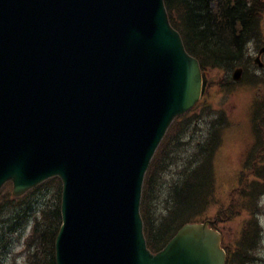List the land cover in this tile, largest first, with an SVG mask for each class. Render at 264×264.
<instances>
[{
  "label": "water",
  "instance_id": "1",
  "mask_svg": "<svg viewBox=\"0 0 264 264\" xmlns=\"http://www.w3.org/2000/svg\"><path fill=\"white\" fill-rule=\"evenodd\" d=\"M202 91L164 0H0V188L60 179L56 264H225L210 219L152 252L139 211L156 148Z\"/></svg>",
  "mask_w": 264,
  "mask_h": 264
},
{
  "label": "trees",
  "instance_id": "2",
  "mask_svg": "<svg viewBox=\"0 0 264 264\" xmlns=\"http://www.w3.org/2000/svg\"><path fill=\"white\" fill-rule=\"evenodd\" d=\"M164 4L171 24L181 34L185 48L199 60L205 83L204 90L208 72L212 69L223 71L224 81L221 82L223 87L235 84L230 72L236 66L241 65L244 70L247 66L249 61L247 45L259 39L262 32L261 16L264 13V0H164ZM250 83H254V78L250 79ZM204 102L208 103L205 92L196 106ZM206 108L208 112L212 109L210 106ZM188 113L172 122L144 176L140 214L146 244L152 251L163 247L182 224L205 218V210L211 202L212 157L218 146L223 124L218 113L211 117L208 115L209 120L206 126L209 128L206 137L192 143L193 140L187 139L192 127L195 124L204 123L206 117H203V121L202 118L197 120L195 116ZM252 123L254 140L243 160L241 178L237 186L238 188L242 186L241 194L244 199L256 196L264 184V147L261 141L264 96L256 97L253 101ZM181 146H184L185 152L179 155L176 147ZM174 164L179 168L178 173L166 189V202L159 207L161 202L159 191H163L165 185L164 179L160 177L166 166ZM248 172L251 177L248 176ZM244 174L250 180H243ZM43 185L47 190L50 189L49 186L55 188L53 192L55 201L49 210L40 209L41 219L34 221L30 235L33 243L28 245L33 248L29 264H55L53 247L60 224V181L53 177L22 197ZM19 199L11 196L9 188H2L0 213L11 210ZM16 213L18 214L17 210ZM8 220L3 222L6 229L9 226ZM243 231H247L246 226ZM244 232L237 248L247 254L251 246V238H247ZM3 235L4 231L0 228V261L1 258L3 259ZM242 239L246 240L241 243ZM228 259L227 253V261Z\"/></svg>",
  "mask_w": 264,
  "mask_h": 264
},
{
  "label": "rangeland",
  "instance_id": "3",
  "mask_svg": "<svg viewBox=\"0 0 264 264\" xmlns=\"http://www.w3.org/2000/svg\"><path fill=\"white\" fill-rule=\"evenodd\" d=\"M261 31L259 39L247 45L249 61L246 71L242 68L239 80L234 81L235 84L229 87H223L221 84L224 81L223 71L210 70L204 90L208 103L204 102L188 113L197 120L202 118L203 121V117H206L204 123L192 127L187 137L193 140L192 143L206 137L209 128L206 123L213 114L218 113L223 124L218 146L212 157L213 194L205 210V216L215 221L214 226L221 233L222 244L229 258L226 264H264V184L261 191L259 190L260 192L258 191L259 193L257 192L256 196L250 199L243 198L242 186L237 187L241 178L243 160L254 140L252 104L256 97L264 96V13L261 16ZM261 49L263 50L260 52ZM257 57L260 66L255 62ZM231 73L232 71L230 76ZM251 78H254L253 84L250 83ZM206 106L212 109L208 112ZM261 137L264 147V123L261 124ZM176 151L181 155L185 152V148L176 147ZM178 170L175 164L166 166L161 175L160 179H164L165 185L164 190L159 191V201H161L159 207L166 202V189L176 177ZM247 174L251 177L249 172ZM244 179L250 180L246 174ZM49 187L50 189L47 190L43 185L25 197H20L16 206L0 213V228L4 231L3 259L1 258L0 264H29L28 261L33 254V248L28 246L33 241L30 237L27 240L31 231L30 226L34 221L41 219L40 209L49 210L55 201L53 193L55 188ZM6 188L10 187L5 186ZM9 218L11 220H8ZM7 220L9 226L6 229L3 222ZM245 226L246 232L243 231ZM243 232L247 238H251V246L247 254L237 248ZM246 239H242L241 243ZM24 245L27 246L25 252ZM28 253L29 256L25 258V254Z\"/></svg>",
  "mask_w": 264,
  "mask_h": 264
}]
</instances>
